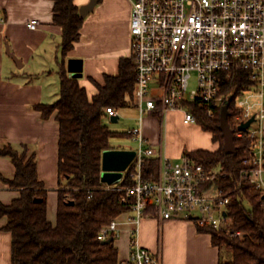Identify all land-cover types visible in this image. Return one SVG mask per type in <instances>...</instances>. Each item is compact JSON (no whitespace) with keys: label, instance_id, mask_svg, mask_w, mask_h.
<instances>
[{"label":"built area","instance_id":"obj_1","mask_svg":"<svg viewBox=\"0 0 264 264\" xmlns=\"http://www.w3.org/2000/svg\"><path fill=\"white\" fill-rule=\"evenodd\" d=\"M130 3L133 105L138 117L136 126L126 132L137 147L126 169L130 168L133 185L124 189V199L131 203L128 223L134 229L130 232L129 255L118 264H161L159 255L141 248L135 238L147 210L153 208L160 221L183 219L198 228L220 230L230 236L226 211L230 198L221 190L206 188L217 170L207 171L184 155L172 161L156 152L143 134L146 116L162 120L176 113L184 125L198 126L196 114L200 109L208 118L219 114L220 119L226 109L232 137L241 139L245 134L252 142L250 168L243 175L260 194L264 207V0ZM1 12L0 7V23L4 24ZM37 26L36 21L28 24L30 30ZM235 70L247 73L250 85L238 95L222 93L223 77L231 79ZM104 114L119 121L113 108H106ZM251 119L254 121L246 132L239 131ZM150 159L157 160L155 178L144 173ZM118 219L100 231L101 242L118 238Z\"/></svg>","mask_w":264,"mask_h":264},{"label":"trees","instance_id":"obj_2","mask_svg":"<svg viewBox=\"0 0 264 264\" xmlns=\"http://www.w3.org/2000/svg\"><path fill=\"white\" fill-rule=\"evenodd\" d=\"M52 23L61 31L59 97L51 105H38L42 119L53 114L59 125L57 153L56 224L47 221V190L37 176L35 152L27 147L19 150L0 147V157L14 166L10 178L0 180L20 198L10 205L0 204L5 217V231L11 235V264H118L114 239L102 244L100 231L130 210L124 189L133 185L130 168L113 187L101 182V156L111 150L110 139L127 137L112 133L102 124L106 108L117 111L133 108L135 65L131 58L119 62L116 76H105L97 85V94L89 98L76 79L65 73V60L80 39L83 19L73 0H51ZM222 93L240 94L250 85L247 73L235 70L232 78L223 77ZM197 124L210 134L217 150H196L184 156L207 171H218L206 188L221 190L230 198L227 205L230 236L220 230L198 228L209 234L220 255L218 264H264V207L260 194L243 173L250 168L251 140L247 135L233 137L234 153L224 152L220 116L208 118L203 109L197 111ZM157 160L150 159L145 168L155 178ZM149 178V176H146ZM124 200V202H123ZM154 212L153 208H150ZM239 233V236L236 234ZM223 252L230 253L225 261Z\"/></svg>","mask_w":264,"mask_h":264},{"label":"crops","instance_id":"obj_3","mask_svg":"<svg viewBox=\"0 0 264 264\" xmlns=\"http://www.w3.org/2000/svg\"><path fill=\"white\" fill-rule=\"evenodd\" d=\"M73 1L80 8L90 0ZM0 7L5 20L4 24L0 23V147L11 146L19 150L24 146L35 152L38 180L46 190L56 189L59 125L55 114L44 120L35 110L38 105L53 104L59 97L61 31L52 23L53 2L0 0ZM32 21L38 23L35 30L28 27ZM130 22V0H99L83 19L80 39L64 63L66 76L71 78L67 61L77 59L82 62V75L76 80L89 98L97 94L96 86L103 85L105 76L118 74L120 60L130 58ZM8 53L18 62H14ZM129 109L137 112L134 105ZM146 117L154 125L146 130L143 126V134L156 152L172 161L184 155L183 147L176 148L165 142L169 117H173L174 124H179L180 115L171 113L162 120ZM190 126L193 130L201 129ZM209 138L212 142L210 134ZM211 142L198 150H217L218 145ZM13 174L11 161L0 157V175L10 178ZM19 198V191L9 189L0 180V204L8 206ZM56 209L52 198L47 203V221L52 226L56 224ZM131 218L132 215L126 213L118 219L119 236L114 240L118 259H126L130 252V232L134 229L128 223ZM6 225V218L0 216V264H11V235L5 231ZM136 230L139 246L159 255L161 264H218L220 255L222 257V253L213 247L211 236L200 233L196 224L190 221H160L149 209Z\"/></svg>","mask_w":264,"mask_h":264},{"label":"rangeland","instance_id":"obj_4","mask_svg":"<svg viewBox=\"0 0 264 264\" xmlns=\"http://www.w3.org/2000/svg\"><path fill=\"white\" fill-rule=\"evenodd\" d=\"M194 86L191 83V88ZM119 121L117 123H112L109 118L104 117L102 120V124L108 128V130L112 133H126L131 131L135 126L136 122L135 119L138 117V112L134 109H124L119 110ZM169 131L167 133L166 144L174 145L176 148L183 147L185 155L186 153L198 150L200 147H204L211 142L209 138V134L204 132L203 130H193L194 128L190 125H183L182 121L180 120L179 124L173 123V117H169L168 119ZM154 124L150 123V119L145 117L143 120L144 130L148 129L149 127H153ZM198 129V128H197ZM212 143V142H211ZM110 148L111 150H121V151H128L134 153L135 156V148L137 147L136 143H134L131 139L127 137H113L110 139ZM169 148V147H168ZM123 177V173H121ZM121 177V179H122ZM105 187H113V185L104 184ZM57 189V188H56ZM56 189H49L47 190V203L50 199L54 198L55 203L57 206V193ZM223 258L225 261L230 260V253L223 252Z\"/></svg>","mask_w":264,"mask_h":264},{"label":"water","instance_id":"obj_5","mask_svg":"<svg viewBox=\"0 0 264 264\" xmlns=\"http://www.w3.org/2000/svg\"><path fill=\"white\" fill-rule=\"evenodd\" d=\"M99 0H90L88 4L79 8V16L82 19L90 14ZM14 62H18L17 59L8 53ZM67 72L72 79H78L82 75V62L77 59H70L67 61ZM112 123L118 122V117L110 119ZM254 120H249L246 124L240 126L239 131L246 132L247 128ZM220 130L223 134L224 144L223 149L225 154L230 155L234 153V144L232 131L227 126V112L224 109L221 113ZM134 158V153L128 151L119 150H107L102 153L101 156V177L100 180L103 184L113 185L117 184L121 180V173L125 172ZM112 239H109L102 244H110Z\"/></svg>","mask_w":264,"mask_h":264}]
</instances>
